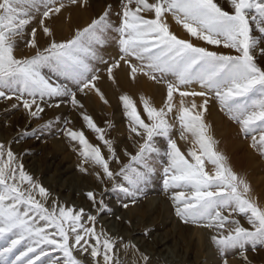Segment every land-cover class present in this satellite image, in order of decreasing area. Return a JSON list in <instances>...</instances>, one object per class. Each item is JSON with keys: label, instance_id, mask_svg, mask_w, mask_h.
I'll use <instances>...</instances> for the list:
<instances>
[{"label": "snow or ice", "instance_id": "obj_1", "mask_svg": "<svg viewBox=\"0 0 264 264\" xmlns=\"http://www.w3.org/2000/svg\"><path fill=\"white\" fill-rule=\"evenodd\" d=\"M226 2L231 12L223 10L216 0H124L119 27L109 22V6V11L78 30L70 40L53 41L32 58L17 59V44L36 16L42 17L45 35L53 36L44 21L59 16L64 0H0V99H19L33 118L44 112L39 105L45 99L68 97L79 108L83 105L77 100V92L95 90L104 99L96 87L98 73L93 65L109 63L102 50L115 39L133 80L143 75L166 84L165 104L157 109L142 97L143 112L150 122L146 123L134 101L128 95L121 97L130 131L143 142L136 155L125 152L129 163L115 173L109 166L110 162L119 163L112 142L105 139L103 130L88 115L83 120L96 133L111 160L105 159L101 148L92 145L83 131L67 130L68 138L79 143L86 164L102 169L109 181L119 178L122 183L114 186L126 195H134L147 185L156 174L155 158L166 157L163 184L166 190L177 192L172 197L177 215L185 224L227 231V235L213 237L218 248L243 250L249 245L264 247V208L249 198V185L215 150L204 113L209 100H216L221 111L241 125L245 137L251 136L252 147L264 154V69L258 65V60L264 59V0ZM83 3L86 5L88 0ZM144 13L154 18L146 19ZM169 15L196 41L235 54H220L177 38L167 23ZM31 37L28 46L37 49L35 29ZM121 66L119 61L111 63L109 77L113 78V72ZM45 70L60 82L45 76ZM196 86L201 90H194ZM4 89L16 95H6ZM177 94L180 109L176 120L182 130L181 139L189 134L194 140L193 148H198L187 152L191 159L171 138L173 126L168 117L175 111ZM189 97L193 102L187 106L185 100ZM196 97L203 103L197 105ZM54 106L59 108L61 104ZM158 138L167 143L163 152L156 144ZM17 160L10 147L0 144V264H82L74 250L84 257L90 254L95 264L101 259L103 264H114L115 245L103 233L97 234L96 217L56 203L51 209L46 207L49 193L26 174ZM206 163L213 166V174L207 172ZM87 196L97 204L93 193ZM97 206L103 208V201ZM230 209L246 217L251 230L222 215ZM85 217L91 227L84 222ZM226 225L235 227L228 231ZM141 258L148 264L149 257L141 254Z\"/></svg>", "mask_w": 264, "mask_h": 264}, {"label": "rangeland", "instance_id": "obj_2", "mask_svg": "<svg viewBox=\"0 0 264 264\" xmlns=\"http://www.w3.org/2000/svg\"><path fill=\"white\" fill-rule=\"evenodd\" d=\"M149 2H155V0H149ZM216 2L223 10L232 11L226 0H216ZM123 3L124 0H88L85 5L83 0H75V2L64 0L65 6L59 14L61 16H54L50 21H44V26L52 32L54 23L63 21L61 26L56 24L59 31L56 34L53 32L51 37L46 36L41 27L42 17L36 16L26 30L27 34L19 40L14 55L17 59L32 58L38 50L44 51L53 41L60 43L70 40L78 30L88 27L94 20L109 11V6L111 7L109 22L119 27ZM73 8H80L81 11L89 10V19L86 22H72ZM144 18L152 19L154 15L144 13ZM166 19L173 25L175 31L173 33L177 38L188 41L183 37V34H186L183 28L177 25L170 15ZM33 29L36 31L42 29L41 38L35 39L37 49L28 46L32 40ZM192 39L195 46H204L210 51L213 50L211 46ZM219 53L235 54L228 49H220ZM102 54L109 63H96L93 67L98 73L96 87L103 94L104 99H101L95 90H86V93L77 92V100L83 105L82 108L73 106L68 97L45 99L39 105L44 108V112L38 114L39 118H33L24 109L19 99H0V144L10 147L18 158L17 163L23 165L26 174L49 193L46 207L51 209L53 203H56L58 207L76 211L82 209L87 215L96 217L97 234L103 233L111 238L115 245L114 264H144L141 254L150 258L148 264H264V247L253 248L249 245L243 250H223L213 242V237L227 235V231L220 233L218 229L185 224L182 221L177 215L172 199L177 192L164 188L163 168L166 166V157L155 158V176L147 185L136 190L134 195H126L114 186L122 183L119 178L115 182L109 181L104 177L102 169L84 162L79 143L68 138L67 130L83 131L92 145L101 148L105 159L111 160L103 143L97 140L96 133L88 129L82 118L84 115H88L103 130L105 139L112 142L119 160V163L110 162V169L114 173L129 163V156L125 155V152L136 155L139 144L143 142L130 131V122L126 118L121 102V97L129 93L125 92L123 85L118 81L117 70H128L131 82L127 87L130 86L134 93L128 96L134 101L146 123L150 122L143 112L141 98L148 100L151 106L160 109L164 106L167 96V87L164 82L157 83L143 75L140 77L137 75L135 80L131 78L130 70L126 67L127 62L121 60V52L115 39L107 43ZM117 61L121 62L122 66L116 69L112 74L113 78H110L108 68L111 63ZM133 63L136 62L133 61ZM258 65L264 69V59H259ZM44 75L57 83L60 82L48 70L44 71ZM69 86L76 91L74 85ZM194 90L201 89L199 90L196 86ZM4 91L6 95H16L9 89ZM200 99L196 97L194 102L197 105L203 103ZM192 102L191 97L185 100L187 106H190ZM57 103L61 104V107H55ZM211 104L221 116L220 120H214L211 123L206 118V112L204 113V122L208 126L209 135L215 141V150L226 157L227 165L249 185V198L264 208V154L252 147L251 136L245 137L241 125L229 119L228 115L221 111L216 100L212 99ZM211 104H208V107ZM174 108V113L168 117L169 123L173 126L171 138L176 141L180 151L187 157L190 149L198 151V148H193L194 140L189 134L185 133V139H181L182 130L176 120L180 109L178 94L174 97ZM156 144L162 152L167 149L164 139L158 138ZM238 161H241L240 164L248 168V171L245 172L238 167ZM206 170L209 174L214 173L210 163H206ZM88 193L95 195L97 204L103 201L104 207L100 208L91 202L88 199ZM153 197L157 198L158 202L150 209V199ZM36 198L41 199L38 195ZM229 211L233 214L229 215ZM222 215L229 220H236L240 226L251 230L247 218L239 215L235 209L224 210ZM84 222L89 227L92 226L86 217ZM233 227L235 226L226 225L228 231H231ZM56 255L59 257V254ZM74 255L76 259L82 261V264H95L90 254L84 257L74 250ZM99 264H103L102 259Z\"/></svg>", "mask_w": 264, "mask_h": 264}, {"label": "bare ground", "instance_id": "obj_3", "mask_svg": "<svg viewBox=\"0 0 264 264\" xmlns=\"http://www.w3.org/2000/svg\"><path fill=\"white\" fill-rule=\"evenodd\" d=\"M73 15H72V17H71V21L72 22H74V23H76V22H80V21H82V22H86L88 19H89V10L88 11H81L80 10V8H73ZM71 15V14H70ZM59 16H61V15H59ZM59 16H57V17H59ZM56 17V16H55ZM63 21H60L59 23H54V26H53V32H54V34H56L58 31H59V28H58V26H61L63 23H62ZM168 23V22H167ZM58 26H57V25ZM169 25H170V30H171V32L173 33V32H175L174 31V28H173V25H171L170 23H168ZM176 28V27H175ZM28 29V28H27ZM177 31V30H176ZM41 32H42V29H40V30H37L36 31V37H35V39H37V40H39L40 38H41ZM179 32V31H178ZM174 34V33H173ZM184 36V38L185 39H187L189 42H191V43H193L194 42V40L190 37V36H188V34L186 33V34H183ZM194 44V43H193ZM197 44V43H196ZM200 45H201V43H200ZM195 46V45H194ZM200 47H204V46H200ZM212 48V47H211ZM212 51H217L218 53H219V51H220V49H213ZM117 72V79H118V81H120V83H121V85H123V87H124V89H125V92H127V93H129L128 95H130V96H132L134 93H133V90L130 88V86H128L127 87V85H129L130 84V79H129V77H128V70H125V69H120V70H117L116 71ZM139 77H140V75H139ZM139 81V80H138ZM135 82V81H134ZM132 85H134L135 86V84H132ZM147 86V85H146ZM146 86H145V88H146ZM137 88V87H136ZM153 88V87H152ZM156 88V87H155ZM200 90V89H199ZM134 97H135V95H134ZM133 97V98H134ZM131 98V97H130ZM196 99V98H195ZM197 101V100H196ZM200 101H201V99H200ZM211 102H212V100H209V104H211ZM190 104V103H189ZM199 110V109H198ZM206 118L208 119V122H211V123H213L214 122V120H220V118H221V116L220 115H218V113L216 112V109H215V107H214V105H212L211 104V106H209L208 107V109H207V112H206ZM181 146V145H180ZM241 158V157H240ZM240 162L241 161H238L237 162V166L238 167H240L243 171H248V168H244L242 165V163L240 164ZM243 162V161H242ZM249 168H250V166H249ZM91 170V169H90ZM92 175V174H91ZM55 180V179H54ZM69 194V193H68ZM158 202V199L157 198H152V199H150V204H151V207H150V209H152V207L153 206H155L156 205V203ZM117 209V208H116ZM119 209V208H118ZM149 209V210H150ZM98 212V211H97ZM151 212V211H150ZM141 213H142V211H141ZM144 213V212H143ZM158 219V218H157ZM164 220V219H163ZM163 222V221H162ZM113 225V224H112ZM163 242V241H162Z\"/></svg>", "mask_w": 264, "mask_h": 264}]
</instances>
